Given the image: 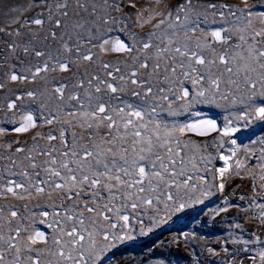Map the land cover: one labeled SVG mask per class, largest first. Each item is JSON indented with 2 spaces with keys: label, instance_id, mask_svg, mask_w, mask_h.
<instances>
[{
  "label": "snow or ice",
  "instance_id": "snow-or-ice-1",
  "mask_svg": "<svg viewBox=\"0 0 264 264\" xmlns=\"http://www.w3.org/2000/svg\"><path fill=\"white\" fill-rule=\"evenodd\" d=\"M152 2L156 7L138 11L134 26L143 28L152 24L155 30L149 31L139 41L133 35L131 46L119 40L112 44L101 31L110 30L116 24L124 25L127 21L129 14L123 13L120 0H101L99 5L89 4L86 0H74V3L73 0H56L55 10L49 6L47 20L49 24H54V29H50L44 39L51 38L61 42L58 54H46L43 50L29 48L27 45L23 47L25 55L34 53L35 57L44 58L40 65L29 69L33 81L41 73L57 70L67 72L69 64L75 61H93L95 53L91 49L81 56L84 43L103 53H127L132 64L130 71L126 69L127 75L117 77L112 71L107 72V76L117 83L95 74L86 80L80 79L75 87L85 89L83 94L74 92L68 97L69 101L76 102L75 105L65 102L67 85L61 84L54 88L57 105L55 111L45 116L43 123L51 125L61 122L69 127H79L88 132L87 144L82 143L85 137L76 132L71 133L70 142L66 138L67 130L62 128L58 136L51 132L37 133L30 148H16L15 152L25 153L24 159L27 161V165L18 172L11 171L19 167L17 160L12 156L7 157L10 161L9 174L18 175L21 179L4 182L0 178V196L7 198L11 194L25 200L36 194L51 200L55 195L59 204L54 202L53 206H58L61 211L54 214L53 222L49 224V227L55 226L51 247L40 250L33 246L37 243L48 244L44 233L33 232L22 236L27 229L18 220L14 221L17 211H10L6 217L4 209L0 208V221H6L8 225L5 232V224L0 223V264H99L103 253L113 246L108 241L124 238L110 232L117 225L111 223L109 213H115L116 218L123 221V227H127L129 216L121 213L128 206L137 209L141 205L152 206L155 201L168 208V203L162 201L161 196H166L167 201H183L185 198L191 199L189 193L197 191H200L202 197L214 194L213 190L217 188L215 183L204 189L189 183L193 180L189 172L199 169L197 156L192 152L186 153L185 150L191 146L198 152L207 145L182 139V136L188 133L209 135L219 130L216 122L201 119L169 124L157 117L159 110L165 106L170 114H177L172 111V105L177 100L184 101L181 109L198 103H215L217 98L231 104L239 101L249 106L257 99L264 100V12L253 13L248 8V0H241L245 5L243 9H233L230 5H195L193 0H183L175 6L167 3V0ZM129 6L137 7L131 0ZM31 7L32 5H25L23 11L19 6L10 7L9 11L22 15L31 10ZM198 8H205V11H198ZM145 12L148 13L146 18ZM113 13L123 14L117 16ZM12 22L20 23L15 18ZM45 23L44 18L38 17L25 20L23 26L34 24L42 27ZM216 23H220L221 27H202ZM55 29L64 31L58 34ZM233 30L238 37V42L234 45L229 43L233 38ZM0 32H4V29H0ZM9 34L20 36L21 32L16 30ZM35 38L33 35V39ZM31 42L30 40L29 43ZM214 44L220 45L219 51ZM10 48L15 51L17 45L13 43ZM73 52L76 54L75 61L71 59ZM61 55H66L68 59L61 60ZM102 67L107 70L111 65L104 63ZM142 69L146 73L143 77ZM115 72L119 73L121 69L117 67ZM9 79L13 82L28 81L30 77L13 73ZM185 81L191 83L195 90L193 93L183 87ZM161 84L164 86L154 90V85ZM3 87L0 83V89ZM130 87L133 89L132 96L139 98L140 104L136 106L121 100L120 104L113 105V101L120 100V94ZM177 87L180 89L179 93ZM102 92L110 94L109 99L105 100L99 95ZM25 95L34 99L36 93L28 91ZM16 106V100L8 104L10 110ZM255 112L264 118V106L256 107ZM195 115L199 116L200 113ZM21 120L20 126L14 129L17 133L38 127L31 112L25 113ZM101 128L106 129L103 135ZM3 131L0 129V133ZM231 131L226 126L223 135L229 136ZM41 141H47L49 146H42ZM52 141H59L61 146L52 145ZM231 143L235 144V141ZM222 145L223 141L220 146ZM7 147L11 148V144ZM37 157L44 159L38 162ZM221 159L227 164L229 157ZM199 160L203 161L204 169L207 170L211 163L210 157L201 155ZM236 165L237 168L242 167L241 161L237 160ZM260 167L264 170V164ZM218 171L223 180L227 169ZM261 179L264 180V176ZM224 187L225 184L221 182L218 190L222 192ZM172 189H175V194ZM118 200L119 207L116 204ZM64 201L71 203L66 205ZM197 202L202 203L203 200L198 199ZM184 207V203H179L177 210ZM256 207L260 210L257 218L264 226V203H258ZM42 215L47 217L49 213L45 211ZM101 221L108 222L109 230L103 228ZM14 223L15 227L12 226ZM236 227L240 228L241 225L237 224ZM98 236L105 242L102 246ZM233 242L243 245L251 243L247 240ZM255 243L264 244V241L256 236ZM223 251L229 253L227 247ZM31 253H36V256ZM241 253L252 264L257 259L260 264H264V248L257 256H248V247L234 250L226 264H244L243 260L236 259ZM45 254L56 259L42 261L40 257Z\"/></svg>",
  "mask_w": 264,
  "mask_h": 264
},
{
  "label": "rangeland",
  "instance_id": "rangeland-1",
  "mask_svg": "<svg viewBox=\"0 0 264 264\" xmlns=\"http://www.w3.org/2000/svg\"><path fill=\"white\" fill-rule=\"evenodd\" d=\"M87 3H96L99 5L101 0H86ZM137 5L136 8L129 6V0H120L123 13L129 14L124 25L116 24L110 30L102 29L105 38L109 39L110 43L114 44L116 41H122L131 46L133 43V35L139 41L141 37L145 36L149 31H153L152 24H147L140 28L134 26L137 22L138 11L144 9L155 8V3L152 0H131ZM183 0H167V3L175 6L182 3ZM56 0H0V83L4 85L0 89V129L4 131L0 133V178L6 182L9 179L19 181L21 178L18 175H11L8 172L10 161L7 157L12 156L17 160L18 168H13L12 172H18L20 168L27 165L24 159L25 153L15 152L16 148H30L33 145V137L37 134H45L51 132L54 135H59L61 129H66V138L71 142V133L76 132L82 135L85 139L82 143H88V132L79 127H69L61 122H54L51 125L44 124L45 116L50 112L55 111L57 101L55 99L54 88L65 84V102L70 105H75V101H69L68 97L74 92L83 94L85 89L75 87L80 79H87L91 75H99L102 79H107L109 82L113 81L111 77L107 76L108 71H112L115 76L127 75L132 64L131 57L123 52H100L96 48H92L90 44H83L81 56L89 49L95 53L93 61H75V52H73L71 59L75 62L69 64V71L41 73L39 77L33 81L31 79L30 68L40 65L44 58L35 57L34 53L25 55L22 51L23 47L27 45L29 48L43 50L45 53L53 55L58 54L60 45L59 40L44 39V36L49 33L50 29H54V24L47 22L49 16V6L55 10ZM74 3V0H73ZM195 5L207 6L208 4L230 5L233 9L239 7L245 8L241 0H193ZM32 5L31 10L20 13L10 12V7L21 8L23 6ZM248 8L253 13L264 12V0H248ZM74 11V9H70ZM198 11H205V8H198ZM211 12V9H207ZM227 11V9H225ZM123 13H113V15H122ZM86 15V14H84ZM148 13L145 12V18ZM44 18L46 23L44 26H36L34 24L23 26L25 20L33 18ZM18 19L20 23H13V19ZM219 20V16L216 17ZM66 19V18H64ZM76 17H73L75 20ZM159 17H157V20ZM211 20V16L209 17ZM229 19H233L229 17ZM156 21H153L155 23ZM207 29L220 28L221 24L202 25ZM16 30H20L21 35H10ZM57 33L64 31V29H55ZM229 42L234 45L238 42V37L234 34ZM33 35L36 36L33 39ZM197 35H200L197 33ZM66 39V38H65ZM32 41L29 43V41ZM211 42V38H209ZM15 43L17 48L12 51L10 45ZM72 43L71 41L69 42ZM217 50H220V45L214 44ZM137 48L139 44L137 43ZM208 55V53H205ZM61 60H66V55H61ZM127 62V63H126ZM54 63V62H53ZM108 63L111 67L107 70L103 69L102 65ZM119 67L121 72H115ZM222 70V69H221ZM28 75V81L13 82L9 79L11 74ZM86 74V75H85ZM145 70H141V76L145 75ZM95 83V82H94ZM164 86L154 85L156 87ZM183 87H187L190 93L193 89L190 82L185 81ZM87 88V83H85ZM132 88H126L124 93L120 94V100H114L113 105L120 104L121 100L126 103H131L138 106L140 100L132 96ZM141 90L142 89H137ZM33 91L36 93L35 98H29L25 95L26 92ZM180 89L177 87V93ZM105 100L109 99L107 93L99 94ZM17 97H21L17 99ZM175 99V97H171ZM16 100V108L9 109L8 104ZM184 101L177 100L172 105V111L177 114L173 115L167 110H159L157 119L172 124L193 122L201 119L214 120L218 126V131L211 132L206 136H198L194 133H188L182 136V139H190L199 145H207L202 147L198 152L191 147L185 152H192L197 156L198 171L189 174L193 176L190 184H197L199 189L209 187L215 183L217 188L214 189V194L207 197H202L200 191L189 193L191 199L185 198L183 201H167L166 196H161L160 199L168 203L169 207L165 208L164 204H156L153 202L152 206L141 205L137 209H132L130 206L122 210L123 215L129 216L127 227H123V221L116 218L115 213H109L112 217L111 223H115L117 227L110 229V232L116 233L118 236H123V239H110L108 243L113 246L107 249L99 264H226L229 260L230 254L240 248L248 247V256H257V254L264 248V244L255 243V237L260 236L264 241V226L261 225L259 216L260 210L256 207L258 203H264V170L260 167L264 164V118L259 117L255 108L264 106V100L257 99L254 104L249 106L246 103L237 101L231 104L229 101H222L217 98L215 103H198L193 104L190 108L181 109ZM43 105L44 107H42ZM31 112L38 127L30 129L28 132L17 133L14 129L19 127L22 123L21 117ZM200 115L196 116L195 113ZM247 113V115H245ZM75 124L76 121H73ZM228 126L232 129L229 136L223 135V129ZM101 134L106 129L101 128ZM235 141V144L231 141ZM221 141L223 145L220 146ZM11 144V148L7 145ZM52 145L60 147L59 141H52ZM41 145L48 147L47 141H41ZM235 152V155H233ZM203 155L210 157L211 163L207 170L204 169L203 161L199 157ZM221 157H229L227 164ZM44 157H37L40 162ZM242 163V167L237 168L236 161ZM191 166L189 165V168ZM227 169L221 179L219 169ZM239 173V174H237ZM215 176V179L213 177ZM197 177H203V180H198ZM205 181L207 183H205ZM225 184L224 190H218L219 184ZM255 185V187H254ZM20 191V190H17ZM175 194V189H172ZM87 199V197H85ZM202 199L203 202H197ZM59 204V200L53 195L50 200L46 196H37L33 194L30 199L21 200L11 194L7 198L0 196V208L4 209V215L7 217L10 211H17V218L19 224L27 229L22 236L32 234L33 232H43L48 244L37 243L33 247L43 250L51 247V240L55 235V226L49 227L53 222L54 214L60 212L61 209L54 207L53 203ZM83 203V201H81ZM70 204L71 201H64ZM130 205V201L128 202ZM184 203L185 207L177 210V205ZM117 207L120 206V201L116 202ZM227 208V211L221 209ZM157 209H159L157 211ZM48 212L47 217L43 216V212ZM87 215V214H86ZM43 221V222H42ZM5 224L4 231H7L6 221H0ZM103 228L108 229V222H103ZM241 227L237 228L236 225ZM15 227V223L12 225ZM101 246L105 243L102 237L98 236ZM250 241L249 245L242 243H234L233 241ZM227 247L229 253H225L223 248ZM211 249V251H209ZM36 256V253H31ZM42 261L56 259L49 257L47 254L41 256ZM237 260H243L244 264H252L250 259L245 258V254L241 253L236 256ZM255 264H260L259 259Z\"/></svg>",
  "mask_w": 264,
  "mask_h": 264
},
{
  "label": "bare ground",
  "instance_id": "bare-ground-1",
  "mask_svg": "<svg viewBox=\"0 0 264 264\" xmlns=\"http://www.w3.org/2000/svg\"><path fill=\"white\" fill-rule=\"evenodd\" d=\"M20 134V133H19Z\"/></svg>",
  "mask_w": 264,
  "mask_h": 264
}]
</instances>
